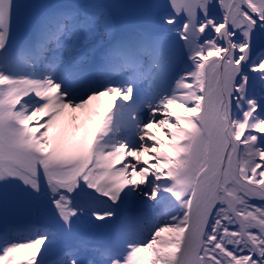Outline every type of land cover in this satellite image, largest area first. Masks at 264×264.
Returning a JSON list of instances; mask_svg holds the SVG:
<instances>
[{
    "label": "snow or ice",
    "instance_id": "6c2138e0",
    "mask_svg": "<svg viewBox=\"0 0 264 264\" xmlns=\"http://www.w3.org/2000/svg\"><path fill=\"white\" fill-rule=\"evenodd\" d=\"M0 217V264H264V0H0Z\"/></svg>",
    "mask_w": 264,
    "mask_h": 264
},
{
    "label": "bare ground",
    "instance_id": "6f19581e",
    "mask_svg": "<svg viewBox=\"0 0 264 264\" xmlns=\"http://www.w3.org/2000/svg\"><path fill=\"white\" fill-rule=\"evenodd\" d=\"M31 0H17L21 4H26ZM59 2L60 0H56ZM161 0H141V3H159ZM52 2L51 0H33L32 3H45ZM162 2V1H161ZM9 223L15 224L18 226H40L48 225L49 228L53 227V221L50 216L44 212H37L31 210H17L15 212H10L8 217ZM3 219L0 217V226H2ZM87 231L86 227H81L77 232L73 233L70 237L58 236L55 246L52 249V254L62 253L66 250L71 244H74L83 238L84 233ZM46 246V245H45Z\"/></svg>",
    "mask_w": 264,
    "mask_h": 264
},
{
    "label": "rangeland",
    "instance_id": "374dc122",
    "mask_svg": "<svg viewBox=\"0 0 264 264\" xmlns=\"http://www.w3.org/2000/svg\"><path fill=\"white\" fill-rule=\"evenodd\" d=\"M32 1L33 0H31V2L29 1L28 3H32ZM51 1L57 2L56 0H51ZM161 1L159 3L166 2V0H161ZM59 2H63V0H60ZM114 2L127 3V4H138V3H141V0H114ZM121 22H122V26L126 30H130V29L140 27V26H145V27L148 26L146 17L142 14L141 10H137V9H126V10H124L122 13V16H121ZM25 35H26V33L22 28L20 30H18V33H17L18 42L22 41L24 39ZM152 131L157 134L159 139L164 140V141L167 140V137L164 136L162 130L153 128ZM137 179H139V178L137 177ZM21 227H24V226H21ZM87 234H88V230L84 233L83 237L86 236ZM56 255L57 254L51 253L49 258L50 259H56ZM58 258H59V253H58Z\"/></svg>",
    "mask_w": 264,
    "mask_h": 264
}]
</instances>
